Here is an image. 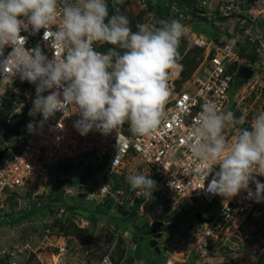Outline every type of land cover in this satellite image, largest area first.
Instances as JSON below:
<instances>
[{
    "label": "rangeland",
    "instance_id": "1",
    "mask_svg": "<svg viewBox=\"0 0 264 264\" xmlns=\"http://www.w3.org/2000/svg\"><path fill=\"white\" fill-rule=\"evenodd\" d=\"M156 1L123 0L114 5L113 0H107V3L109 15H126L133 31H137V24L152 25L163 18L171 20L168 10L173 1L184 17L200 16L196 20L199 25H191L196 22L194 19L176 18L184 25L178 51L188 72L204 60L203 49L192 43L197 38L210 43L214 36L219 37L215 43L224 36L235 38L239 58L230 65L232 73L238 66H248L256 54V31L264 34V0ZM249 8L263 11L257 15L256 22L260 21L257 30L250 29L236 13ZM14 87L17 93L7 95L0 109V165L18 153L28 133L26 126L35 118L29 115V110L36 87L22 83ZM232 88L234 116L245 117V122L235 127L250 125L264 111V75L259 71L245 80L237 77ZM223 134L228 146L234 142V128L229 126ZM101 165L91 163L90 156L85 155L74 162L67 161L59 169L51 167L48 175L32 189L0 193V264H97L106 256L115 264H261L259 248L264 238V224H246L238 230L220 227L213 231L218 235L208 256L199 257L197 245L203 240L192 232L195 225L202 226L195 223V214L190 212L176 227L164 229L175 223L176 215L184 211L173 209L169 200L156 191L151 201L142 199L135 208L142 197H136L127 177L144 174L152 179L140 158H128L121 168L104 175L103 182L110 191L104 204L96 199L101 173L97 171L85 177ZM61 174L74 176L60 180ZM84 177V182L79 184ZM53 182L58 184L54 190L50 187ZM64 184L79 186L71 188ZM90 194L94 195L92 199H88ZM201 206L208 209L205 203ZM25 211L32 213L16 218ZM216 213L211 210L202 213V217L211 222ZM155 222L163 224L162 227H153Z\"/></svg>",
    "mask_w": 264,
    "mask_h": 264
},
{
    "label": "clouds",
    "instance_id": "2",
    "mask_svg": "<svg viewBox=\"0 0 264 264\" xmlns=\"http://www.w3.org/2000/svg\"><path fill=\"white\" fill-rule=\"evenodd\" d=\"M121 3L113 0L114 5ZM129 24L126 15H109L107 0H0V55L6 46L12 47L0 63L4 79L18 73L22 81L36 86L29 115L40 114L42 119L26 126L30 134L42 129L56 112H62L63 118L78 113L73 126L82 136L93 129L107 135L125 123L137 136L157 129L170 95L168 77L182 68L178 48L184 25L179 20H160L137 24L133 31ZM53 25L57 30H52ZM41 29L43 40L54 49L52 59L39 45L25 48L27 37L20 35L21 30L35 35ZM96 44L112 47L99 52ZM244 122V116L218 112L214 102H205L186 134V146L196 159L219 165L209 192L231 198L245 189L249 198L260 202L264 183L252 174L264 175V111L252 120L250 130L239 129L231 146L223 134L226 126ZM250 180L255 192L249 189ZM127 182L136 197L145 202L153 199L157 182L149 175H130ZM102 264L111 261L106 256Z\"/></svg>",
    "mask_w": 264,
    "mask_h": 264
},
{
    "label": "built area",
    "instance_id": "3",
    "mask_svg": "<svg viewBox=\"0 0 264 264\" xmlns=\"http://www.w3.org/2000/svg\"><path fill=\"white\" fill-rule=\"evenodd\" d=\"M148 1L157 2L156 0ZM172 4L168 10V17L171 20L180 18L196 21L200 19V16L194 15L184 17L176 3L173 1ZM167 7L168 5L166 9ZM262 12L249 8L238 10L236 13L242 16V20L250 29L257 30V15ZM60 22L61 18L58 16L56 23ZM52 30H57V26L53 25ZM256 32L258 40L256 59L252 64H248V67L254 75L259 71L264 75V34L260 31ZM43 33L44 29L35 35L21 30L20 35L27 37L25 48L31 49L39 45L43 54L52 59L54 49L43 40ZM192 43L203 49V63L188 72L179 59L178 62L182 68L172 71L168 77L167 86L170 95L164 106L161 123L152 134L134 135L129 129V124L125 123L107 135L93 129L87 135L82 136L73 126L74 122L80 118L78 113L70 115L71 112H75V108L71 109L68 113L70 116L67 118H63L62 112H56L44 123L42 129L37 128L32 134L28 132L22 140L18 153L0 165V193H9L18 188L32 189L38 181L40 182L47 168L67 161L74 162L76 159L89 155L91 163L103 165L98 171L101 175L97 180L96 199L98 203L104 204L105 198L110 195L109 187L103 182L104 175L121 168L128 158L138 157L157 182L155 191L164 195L173 209L179 212L190 211L192 214L211 210L217 212L211 222L201 223L198 219L194 220L202 226L195 225L192 232L194 236H201V241L203 240L197 245V256L202 258L208 256L211 245L216 242V235H218L213 231H217L220 227L238 230L246 224H264V199L256 202L254 197H248L245 189H241L236 196L231 198L209 192L208 185L219 172V165L211 162L205 164L196 159L186 146V134L198 118L203 103L214 102L218 112L234 114L232 87L240 68L238 66L235 72H230L231 63L238 62L239 58L238 43L235 42V38L227 39L224 36V39L217 43L215 40L210 43L197 38ZM94 47L99 52L107 51L104 50V44H96ZM11 51V46L4 48L3 54L0 55V63ZM56 55L60 56L61 53L57 51ZM8 72L11 73V68ZM4 78L5 74L0 68V109L7 95L17 93V88L14 87L16 83L36 87L26 80L22 81L18 73L15 76L9 75L7 79ZM48 94V92L43 93L45 96ZM41 119L42 115L37 114L33 121L38 123ZM250 125L243 127L229 125L236 132L235 140L239 129L250 130ZM58 126L63 128H58ZM252 175L255 180L264 183V175L256 173ZM249 189L255 192V183L251 180ZM93 197L94 195L90 194L88 199ZM201 203L207 204L208 209L201 206ZM260 245L259 262L264 264V238L261 239ZM103 260L97 264H102ZM110 261L111 264H115L112 260Z\"/></svg>",
    "mask_w": 264,
    "mask_h": 264
},
{
    "label": "trees",
    "instance_id": "4",
    "mask_svg": "<svg viewBox=\"0 0 264 264\" xmlns=\"http://www.w3.org/2000/svg\"><path fill=\"white\" fill-rule=\"evenodd\" d=\"M104 50L105 51L108 50V47H106L105 44H104ZM255 59H256V54L253 55L252 60H250V64H252L255 61ZM102 166L103 165L99 166L97 169H94L90 174H87L85 177L88 178V177L92 176L95 172L99 171L102 168ZM85 177H84V179H85ZM152 179L155 180L153 177H152ZM142 199L143 198H140L139 200H137L135 208L139 207L140 203L142 202ZM31 213L32 212H30V211H27V212L25 211L21 214H18V216L16 218L22 219V218L29 216ZM189 213H190V211L189 212L184 211V212H181L180 214H177L175 217L176 222L173 224L167 225L166 228H164V229L176 227L182 220H184L189 215Z\"/></svg>",
    "mask_w": 264,
    "mask_h": 264
},
{
    "label": "water",
    "instance_id": "5",
    "mask_svg": "<svg viewBox=\"0 0 264 264\" xmlns=\"http://www.w3.org/2000/svg\"><path fill=\"white\" fill-rule=\"evenodd\" d=\"M251 2H254L255 0H250ZM161 20H165V21H170L167 18H163ZM253 74V71L248 67V66H243L240 67L237 73V77H240L242 80H245L247 78H249L251 75ZM2 158V154L0 153V159ZM84 178L79 182V184H82L84 182ZM196 219H198L201 223H208L209 219L207 218H203L202 217V213L201 212H196L195 213ZM163 224L159 223V222H155L153 224V227L155 228H160L162 227Z\"/></svg>",
    "mask_w": 264,
    "mask_h": 264
},
{
    "label": "crops",
    "instance_id": "6",
    "mask_svg": "<svg viewBox=\"0 0 264 264\" xmlns=\"http://www.w3.org/2000/svg\"><path fill=\"white\" fill-rule=\"evenodd\" d=\"M260 23V21H259V19H258V21H257V25ZM200 23H198V22H195V23H193V24H191V25H199ZM229 33L231 34L232 33V30H229ZM215 38H219L218 36H214V40H215ZM220 40H222L221 38H220ZM66 162H64V163H62V164H59V165H57V167H58V169H59V167L60 166H62V165H64ZM51 167H49V168H47L46 169V171H45V174L44 175H48V170L50 169ZM81 172L83 173L84 172V170H81ZM61 173V172H60ZM74 175H71V176H68V175H63L62 176V174H61V176H60V180H67V179H69V178H72ZM38 184V183H37ZM55 185V186H54ZM56 185H58V184H56V183H54L53 182V184L50 186L51 188H53V190L55 189V187H56ZM67 184H64V186H66ZM60 186H63V185H60ZM59 186V187H60ZM68 187H78L79 185H67ZM35 195L36 194H32V197H35Z\"/></svg>",
    "mask_w": 264,
    "mask_h": 264
}]
</instances>
